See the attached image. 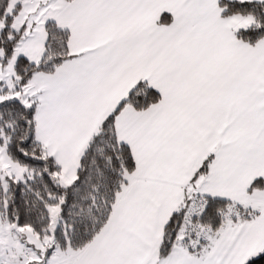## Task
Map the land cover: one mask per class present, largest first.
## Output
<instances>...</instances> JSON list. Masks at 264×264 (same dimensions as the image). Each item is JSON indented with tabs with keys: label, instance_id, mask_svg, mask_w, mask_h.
<instances>
[{
	"label": "snow or ice",
	"instance_id": "6c2138e0",
	"mask_svg": "<svg viewBox=\"0 0 264 264\" xmlns=\"http://www.w3.org/2000/svg\"><path fill=\"white\" fill-rule=\"evenodd\" d=\"M0 264H264V0H0Z\"/></svg>",
	"mask_w": 264,
	"mask_h": 264
}]
</instances>
